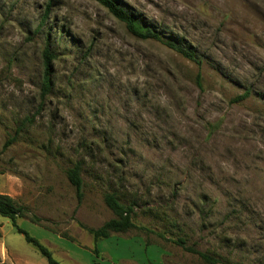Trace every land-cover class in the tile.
Instances as JSON below:
<instances>
[{
  "label": "rangeland",
  "instance_id": "rangeland-1",
  "mask_svg": "<svg viewBox=\"0 0 264 264\" xmlns=\"http://www.w3.org/2000/svg\"><path fill=\"white\" fill-rule=\"evenodd\" d=\"M111 1L160 40L97 0H0V195L18 226L58 264H205L178 238L264 264V0ZM110 193L138 228L94 243ZM0 264H47L2 217Z\"/></svg>",
  "mask_w": 264,
  "mask_h": 264
},
{
  "label": "trees",
  "instance_id": "trees-1",
  "mask_svg": "<svg viewBox=\"0 0 264 264\" xmlns=\"http://www.w3.org/2000/svg\"><path fill=\"white\" fill-rule=\"evenodd\" d=\"M102 6H104L110 14L118 21L125 24L128 32L140 40H160L159 36L156 33H153L149 29H144L138 21L129 13L120 8L117 4L111 0H97ZM167 46L173 51L180 54L187 60L195 62L198 66L199 63L196 61L194 56L181 47L173 43H166ZM43 60V75H42V85H41V94L45 96L51 91V60L52 55L45 50L42 54ZM201 74L198 70L196 74V83L198 87L201 85ZM247 94L245 95V97ZM244 97V98H245ZM243 99L240 97L238 100ZM66 177L68 182L74 188L76 197L78 201L82 198V187L83 182L80 177V167L75 165L71 169L66 171ZM105 206L113 214L114 218L105 222L98 229H86L87 233L92 237L94 243H97L100 240L109 238L112 234H123L130 230H136L138 227L135 226L133 222L134 207L133 204L124 205L119 202L116 196L112 193L105 194L103 197ZM25 212L21 206L15 204L14 200L8 196L0 195V217L6 218L10 221L13 228L16 232L23 236L25 242L31 245L38 253L46 260L47 264H58L52 257L50 251L45 248L37 239L30 236L26 231L21 229L17 221L24 218ZM35 222L37 219H33ZM159 238L164 239L162 235H158ZM147 245L149 244L146 241ZM175 245L179 246L183 251L196 255L200 260L205 264H219V261L212 256L197 251L194 247L186 245L185 240L178 238L173 242ZM96 252V251H94Z\"/></svg>",
  "mask_w": 264,
  "mask_h": 264
}]
</instances>
